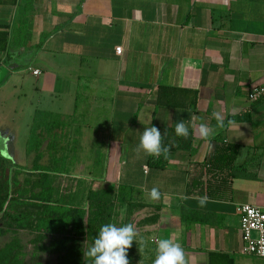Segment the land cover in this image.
Masks as SVG:
<instances>
[{"label":"crops","instance_id":"obj_1","mask_svg":"<svg viewBox=\"0 0 264 264\" xmlns=\"http://www.w3.org/2000/svg\"><path fill=\"white\" fill-rule=\"evenodd\" d=\"M0 24L10 30L0 89L39 94L23 113L57 116L76 139L61 165L75 174L53 180L58 198L86 206L90 189L123 187L120 220L140 233L130 264H154L161 238L179 243L187 264H264L242 252L238 211L264 207V95L249 97L264 83V0H0ZM181 118L187 139L175 134ZM200 122L215 129L207 140L194 131ZM151 125L166 133L167 158L135 151ZM222 143L239 146L236 176L205 165Z\"/></svg>","mask_w":264,"mask_h":264},{"label":"trees","instance_id":"obj_2","mask_svg":"<svg viewBox=\"0 0 264 264\" xmlns=\"http://www.w3.org/2000/svg\"><path fill=\"white\" fill-rule=\"evenodd\" d=\"M9 45V26L0 24V65ZM37 134L34 148L31 145L27 153L32 150L40 153L42 134ZM29 142L32 144L31 141L28 144ZM238 148L236 144H220L215 154L205 163L208 170L217 169L224 164L233 167L229 168L230 177L236 176L242 170V165L236 164ZM50 173L38 160L28 170L12 163L0 152V264L29 263L22 258L28 243L35 245L45 238H49V242L40 244L30 264H91L84 256L87 248L83 246V242L86 240L91 246L101 225L105 223H116L118 226L131 223L128 218L120 220L123 187L114 190L108 184H101L98 188L89 190L87 205L80 206L58 198ZM193 186L189 185L188 193L195 190ZM212 187L211 184L207 185L208 195L215 197L211 193ZM200 193L203 194L201 191ZM185 218V210L182 208V219ZM21 231L29 233L27 242L19 236ZM7 235L9 238L2 241ZM134 249L133 241L128 250L129 261ZM45 252L55 256V262L45 261Z\"/></svg>","mask_w":264,"mask_h":264},{"label":"rangeland","instance_id":"obj_3","mask_svg":"<svg viewBox=\"0 0 264 264\" xmlns=\"http://www.w3.org/2000/svg\"><path fill=\"white\" fill-rule=\"evenodd\" d=\"M39 94L33 93V91L28 89L19 90L17 96L19 99L15 98L14 93L7 87L0 89V152L1 154L8 158L10 161H19L20 164L29 167H33L34 162L38 160L41 166L45 167L49 172H51L52 178L57 185L58 174L67 173L68 175H74L75 170L72 167H65L63 165L64 154L67 152L70 156L74 155L75 150L74 143L76 139L74 137H65V134L60 131L58 117L53 116V120L45 119L44 117L35 114V108L33 111L25 110L23 113L22 109L27 108L29 105L37 106V98ZM18 105V107H17ZM18 108V110H16ZM42 108V106H40ZM51 118V117H50ZM42 134V144L44 142H49L45 150H41L40 153H26V149L36 141L38 137V132ZM31 141L32 144H28ZM7 142H11L15 145V148L21 153L16 154V152H9L7 147ZM41 144V146H42ZM40 146V148H41ZM32 148V149H33ZM37 150V148L35 147ZM6 151H8L6 153ZM48 154L50 156L48 161ZM18 158V159H17ZM19 236L24 240L28 241L30 238L29 233L19 232ZM9 236L3 237L1 240L5 241ZM49 238L40 239L35 245L33 243H28L27 250L24 252L22 258L30 264L31 259L35 256V252L39 248L40 244H47ZM83 246L87 249L90 247V243L86 240L83 242ZM50 256L47 252L43 253V258H48Z\"/></svg>","mask_w":264,"mask_h":264},{"label":"clouds","instance_id":"obj_4","mask_svg":"<svg viewBox=\"0 0 264 264\" xmlns=\"http://www.w3.org/2000/svg\"><path fill=\"white\" fill-rule=\"evenodd\" d=\"M212 116L217 121L216 126L223 128L224 115L219 111H214ZM194 131H197L201 139L205 140L215 133V129L205 122H200ZM175 134L185 139L189 137V124L183 118L175 124ZM165 135L166 133H162L155 126L145 127L135 151L137 154L143 151L157 159L161 156L167 158L170 146L163 142ZM148 195L150 199L158 200L162 194L157 187H153ZM198 202L203 207L207 203V198L200 197ZM138 236L140 233L133 223L120 226L116 223H105L101 225L93 243L84 252V256L91 261V264H130L128 250L132 247L133 241L137 242ZM140 242H143V237H140ZM156 244L154 264H187L185 250L179 243L173 242L170 238H161Z\"/></svg>","mask_w":264,"mask_h":264},{"label":"built area","instance_id":"obj_5","mask_svg":"<svg viewBox=\"0 0 264 264\" xmlns=\"http://www.w3.org/2000/svg\"><path fill=\"white\" fill-rule=\"evenodd\" d=\"M116 51L121 53V47ZM38 74V70H33ZM264 95V83L255 86L249 97L257 99ZM240 214V227L243 238L242 252L264 259V207L248 203L241 204L238 208Z\"/></svg>","mask_w":264,"mask_h":264}]
</instances>
